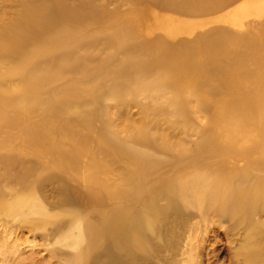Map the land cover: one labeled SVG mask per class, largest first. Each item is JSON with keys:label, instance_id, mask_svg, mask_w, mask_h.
<instances>
[{"label": "bare ground", "instance_id": "bare-ground-1", "mask_svg": "<svg viewBox=\"0 0 264 264\" xmlns=\"http://www.w3.org/2000/svg\"><path fill=\"white\" fill-rule=\"evenodd\" d=\"M65 22L96 24L103 41L90 32L57 43L60 82L46 94L32 83L39 56L17 71L13 53L47 44ZM91 41L97 51L80 61L76 47ZM109 46L137 64L98 54ZM0 57L12 64L0 70V104L14 108L0 106V150L19 147V136L27 147L13 158L0 151L3 241L15 248L25 227L42 246L73 248H50L64 264H200L198 235L225 221L228 235L241 233L235 258L264 264V0H0ZM90 62L101 71L69 73ZM148 73L163 77L149 82ZM106 77L116 97L145 95L156 118L204 116L176 132L193 135L194 147L150 127L144 108L137 131L120 135L92 83L77 87Z\"/></svg>", "mask_w": 264, "mask_h": 264}, {"label": "rangeland", "instance_id": "rangeland-1", "mask_svg": "<svg viewBox=\"0 0 264 264\" xmlns=\"http://www.w3.org/2000/svg\"><path fill=\"white\" fill-rule=\"evenodd\" d=\"M111 27L112 26L109 25L108 30H110ZM61 28L64 33H58V30L56 31V29H53L42 38V41L46 42L47 44L37 42L34 45L25 46L23 49H21V51H18L15 54L12 52L16 58L14 68L17 71H21L26 66H31L34 62V57L39 56L40 61H38L36 64V69H33V72H36L35 74L38 75V70H42V74L38 76V80L33 79L32 83L35 85L37 90L46 92V94L53 93L60 82L57 80V50H59L57 43H59L58 45L60 46L69 47L74 42V40H84L83 35H90V32L91 35L96 36L98 40L103 41L102 32L96 34L93 33L95 31L94 29H97L96 24L89 25L84 29L80 28L75 30L71 27V24L65 22ZM113 41V44L117 46H125L126 42H129L130 40L121 41L118 39L117 41ZM84 42L86 41L84 40ZM89 43L93 44H83L81 47H76L75 54L79 57L80 61H83L86 55L94 54L93 52L97 51L96 48L92 47H98L99 45L93 41ZM109 52H114L116 56V61L113 62L135 64L138 61L130 58L127 56V54L125 55L124 52L118 50L116 46H109L108 48L99 51L98 54L103 56ZM21 56H24L25 60L22 63H18ZM100 63L95 64L90 62V64L87 66H81L74 71H69V73L76 77L79 76L82 78V76L85 74L84 70L86 68L93 70L98 69V71H101L103 65L102 63L100 65ZM11 65L12 64L8 62L5 64H0V70L2 72H6ZM145 76H147L146 81L153 82L155 77L161 78L163 77V74L148 73ZM132 77H134V75ZM108 82L109 79L106 80L104 78H87L84 83L77 85V87L87 90L88 86L92 83V87H90L91 92H94L100 96L108 113L110 114L112 125L120 135H128L129 132L134 133L137 131L140 123L139 120L141 111L144 108L147 110V117L150 127L158 128L162 131L168 132L170 135L169 138L173 142L177 141L182 145H188L191 146V148L194 147L192 141L195 137L193 135L190 134L188 136L189 138H180V135L176 132L182 130L189 131L196 128L201 123L205 124L206 120L204 116L198 114L197 112H193L186 118L174 117L172 115L167 116L164 119L156 118L157 114L153 112V109L156 105H152L151 102L145 101V95L121 91L122 93L116 97L117 95H115V90H113L112 86L108 84V88ZM10 86L12 87L13 84L10 83ZM151 91L155 93V90L151 88L147 90V93H151ZM137 104L139 105L137 106ZM0 106H3L4 110H10V112H13L14 110L13 106L11 105L7 106L0 104ZM93 109L97 110L96 107ZM1 116L2 114L0 113V118ZM245 118L248 120L251 119L250 116H246ZM96 123L98 122L96 121ZM44 129L49 132L51 136H54V133H56V131L51 126H49L48 123L44 126ZM255 137H257V135H255ZM1 138L2 137H0V139ZM23 139L24 138H21L20 136L17 138V145H19V147L9 150L1 149L0 151L11 156L10 158H13L15 155H22L27 150V147L24 146ZM0 216H2V214ZM260 219L264 220V215L260 217ZM226 226H228V223L225 221H222L219 224L217 222L209 223L205 226V230L198 235V239L195 241V244L198 247L196 255L200 264H241L240 258H235V256H242L238 253L239 247L242 244L241 233L238 232L233 236L228 235L226 232ZM2 235V228L0 226V264L2 263L1 257L3 250L6 252V264H16L17 262L19 264H64L65 260L63 256H58V254L57 257L52 256L49 251L50 248H65V250L74 251L73 248L65 246L63 247V243L58 242V240H51L47 246H42L39 244L41 242L40 238L36 235H33V233L29 232V230L25 227H23L20 231H17L18 239L15 243L16 246L14 245L15 248L10 246L12 241L9 240L8 243V241L4 240V242ZM231 238L232 240H230Z\"/></svg>", "mask_w": 264, "mask_h": 264}]
</instances>
